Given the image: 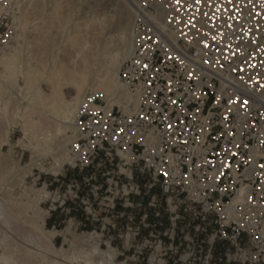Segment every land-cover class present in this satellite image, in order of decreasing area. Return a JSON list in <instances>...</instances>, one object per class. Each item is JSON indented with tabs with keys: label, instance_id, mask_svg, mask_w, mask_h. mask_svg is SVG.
Instances as JSON below:
<instances>
[{
	"label": "built area",
	"instance_id": "built-area-1",
	"mask_svg": "<svg viewBox=\"0 0 264 264\" xmlns=\"http://www.w3.org/2000/svg\"><path fill=\"white\" fill-rule=\"evenodd\" d=\"M138 1L129 99L87 91L50 209L117 259L264 264V0ZM18 14L0 0V59Z\"/></svg>",
	"mask_w": 264,
	"mask_h": 264
},
{
	"label": "bare ground",
	"instance_id": "bare-ground-1",
	"mask_svg": "<svg viewBox=\"0 0 264 264\" xmlns=\"http://www.w3.org/2000/svg\"><path fill=\"white\" fill-rule=\"evenodd\" d=\"M22 1L9 0L11 6L18 10ZM57 1L54 0L50 15L45 12L49 19L60 18ZM85 1L78 0V3ZM117 1L126 3L129 10L126 8L128 12L125 14L118 13L120 16L115 22L117 36L124 43V49L111 53H99L82 32V26L89 25L87 22L95 26L105 24L108 17L103 11L105 7L99 8L100 1H93L91 5L87 3L89 11L84 13V17H73L71 21L68 18L65 21L59 19L57 34L50 40L49 61L33 53L34 43L41 47L51 31L52 24L48 26L49 31H44L48 18L44 14L39 17L35 28L37 32L32 36L28 34L27 13L17 15L15 42L0 59V184L7 182L9 179L6 181V178L12 174L14 180L10 185L14 187L33 173V167L40 165L44 169L35 158L37 151L52 155L54 164L47 170L54 174L60 173L65 164L73 163L68 150L76 131V114L87 91H100L110 106L128 101L119 70L134 50L132 24L139 1ZM45 2H39L41 10ZM70 48L75 50L70 57L72 67L60 58ZM16 127L20 128L23 138L30 141L25 147L34 154L30 163L19 168L18 162L7 154L12 153V149L6 155L2 154L4 145L12 146L11 134ZM10 190L0 192V264H126L117 260V251L112 245L104 249L97 242L89 246L90 251L82 245H72L69 249L56 246L53 240L58 231L46 227V211L40 206L51 194L46 185L25 187V195L23 193L24 197L22 195L20 199L13 197Z\"/></svg>",
	"mask_w": 264,
	"mask_h": 264
},
{
	"label": "rangeland",
	"instance_id": "rangeland-1",
	"mask_svg": "<svg viewBox=\"0 0 264 264\" xmlns=\"http://www.w3.org/2000/svg\"><path fill=\"white\" fill-rule=\"evenodd\" d=\"M43 1L45 2L46 0H24L20 4L21 7H20V10H18L19 14H20V12H26L27 13V19L29 21V26H28V34L29 35L35 36V34L37 32V30L35 29L37 27L36 23L39 22V19H40L39 17L42 14H44V16L47 17L46 14L50 15L53 12L51 9H53L52 6L54 3V0H47L44 3V9H46V11L44 9H42L43 10L42 11L38 6L39 2L43 3ZM58 1L57 2L60 5L58 12L60 13V18L62 21H65L66 18H68L67 20L70 19V21H71V19L73 17H77V16L84 17V13L86 11H89V8H87L88 4L91 5V4H94L93 1H98V2L100 1L99 2V6H100L99 8H102V6H103V8L105 7L106 9L104 8L105 10L103 9V11L106 12L107 17H108L105 24L102 25L103 29H102V26L99 24L95 26L94 24H91V22H87L89 24L88 26H84V25L82 26L83 36L94 43L93 46H95V48H97L99 53H101V51H106L107 53H111L113 51L114 52L123 51L124 43L117 36L118 35L117 31H116L117 28L115 26V25H117V23L115 24V22H117V20L120 16L119 14H121L122 12H124V14L128 12L129 8L126 7V6H128L126 3L121 2V4L125 5V6L122 5L123 6L122 7L120 4V1L118 3L117 0H111V1L110 0H88V1L86 0L85 3H83V2L78 3V0H58ZM113 1H115V2L113 3ZM46 3H47V5H46ZM110 3H113V4L111 5ZM115 4H117V5H115ZM45 6H46V8H45ZM112 6H114V7H112ZM72 8H75V9H72ZM39 10H41V11H39ZM77 10H78V12H77ZM50 11H51V13H50ZM118 11H120V12H118ZM45 12H46V14H45ZM78 13H79V15H78ZM70 14H71V18L69 17ZM117 16H118V18H117ZM59 19H49L48 18L47 19L48 22L45 25L46 28L44 31H49L48 26L49 25L51 26V24H52V27H51V31L47 33V38H45L44 44L41 47L37 46L36 43H34V45H33V53L38 55V57L41 58L42 60L44 59V61H49V59H50L51 53L49 52V50L52 47L50 40H51L52 36H55L57 34V29H58V26L60 25ZM85 19H87V18H85ZM112 22H114V23H112ZM101 29L103 30L102 32H101ZM98 30H99V32H98ZM110 37H111V40H110ZM56 38H58V35ZM46 48H48L47 51H46ZM74 53H75L74 49H71V48L67 49V53L61 54L60 58L64 59L65 62L69 66H71L73 62H71L70 57L72 56L71 54H74ZM101 56H100V58H102ZM100 60L102 61V59H100ZM24 104H26V102H24ZM11 142H12V146L11 145H4L3 146L2 154L6 155V153L9 152L10 149H12V151H11L12 153H7V154L11 156L13 161L18 162L17 168L26 166L28 163H30L32 158H34V156H33L34 154H32V151L30 148L28 149V147H25V144L28 145L30 143V141H28L27 138H23V133L21 132L19 127H16L13 129L12 134H11ZM37 152L35 154V158L37 157V159H36L37 162L42 164L44 166L45 170L40 165L33 167V170H32L33 173L26 176V178L24 180L25 183L23 182L22 184H14V187H12L13 185H10L11 182L13 184V180H14L13 178L14 177L12 176V174H9L8 177L6 178V181L8 179L9 180L7 182L4 181L0 184V192H5V190L6 189L8 190V188H9V189H11L10 192H11L12 196L17 198V199H20V198H22V195L25 192V187L32 186V185H35L36 187H42V186L46 185L47 190L51 194L46 200H44L42 203H40V206L43 208L44 211H46V220H47L48 216L51 215V213L53 212V211H51L50 208H54L55 206H58L63 201V198H64L63 195L65 192V189L67 188L66 187V183L68 182L67 179L70 178L71 176L72 177H78L79 173L68 171L66 179L63 177L64 175H61V174L65 173L64 169H62V171L60 173L54 174L53 171L47 170V168L51 167L54 164V158L52 157V155H49V154L44 155V154H42V151L38 152L40 154H38ZM71 173H72V175H71ZM10 175H11V177H10ZM56 178L61 179L59 183H57V181H55ZM61 182H65V183H63V188L58 187V184H60ZM155 190L159 191L160 188L156 187ZM1 194H3V193H1ZM24 195H25V193H24ZM24 195H23V197H24ZM13 207H12V209H14ZM14 211H16V209H14ZM55 213H57L59 216V219L62 220L61 225L58 226L57 228L49 227L51 229L58 231V234L56 235V237L53 240L56 246L64 247L65 249H69L72 245H76L77 247L84 246V248L87 247L86 250L90 251L89 246L91 247V244L93 245L94 243H97V242L104 249L109 248L108 246L111 245L109 243L108 234H102V230H101V227L99 225L97 226L96 232H93L94 229L93 230L90 229L89 231H87V228L85 230H82L80 228L77 229V226L74 223V220H70L68 217H66L65 212L63 213V215L59 212V210L55 211ZM46 227H47V225H46ZM117 245H118L117 243L112 244V246L116 249L117 256H118L119 253L121 252V249L117 250ZM148 253H150V249H149ZM117 260L123 261V262L125 261L126 264H163L162 263L163 261L159 260V258H157L155 260H154V257H152L151 259H148L147 253H146V256L144 259L132 257L131 253H129L128 257L125 255L124 256L120 255Z\"/></svg>",
	"mask_w": 264,
	"mask_h": 264
},
{
	"label": "trees",
	"instance_id": "trees-1",
	"mask_svg": "<svg viewBox=\"0 0 264 264\" xmlns=\"http://www.w3.org/2000/svg\"><path fill=\"white\" fill-rule=\"evenodd\" d=\"M69 204H70V202L67 201L66 205H69ZM56 216H58V214L55 213V212H54V213L52 212L51 216L47 218V220H46V225H47L48 228H49V227H53L55 224H56V228H57L58 226L61 225V221H62V220H60V222H58V221L56 220L57 218L55 219ZM54 219H55V221H54ZM53 221H54V222H53Z\"/></svg>",
	"mask_w": 264,
	"mask_h": 264
},
{
	"label": "crops",
	"instance_id": "crops-1",
	"mask_svg": "<svg viewBox=\"0 0 264 264\" xmlns=\"http://www.w3.org/2000/svg\"><path fill=\"white\" fill-rule=\"evenodd\" d=\"M50 216H51V215H49L48 217H50ZM56 218H57V219H56ZM55 219H56L58 222H60V220H61V219H59V216H56ZM55 219H54V221H55ZM54 221H53V222H54Z\"/></svg>",
	"mask_w": 264,
	"mask_h": 264
},
{
	"label": "snow or ice",
	"instance_id": "snow-or-ice-1",
	"mask_svg": "<svg viewBox=\"0 0 264 264\" xmlns=\"http://www.w3.org/2000/svg\"><path fill=\"white\" fill-rule=\"evenodd\" d=\"M145 67H147V66L145 65Z\"/></svg>",
	"mask_w": 264,
	"mask_h": 264
}]
</instances>
